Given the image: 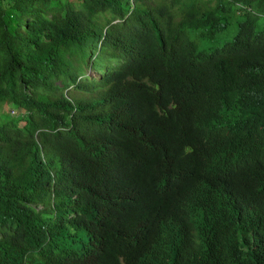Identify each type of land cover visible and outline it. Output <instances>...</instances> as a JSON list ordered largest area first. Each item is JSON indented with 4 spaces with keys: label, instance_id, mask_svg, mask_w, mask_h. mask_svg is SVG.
Returning <instances> with one entry per match:
<instances>
[{
    "label": "trees",
    "instance_id": "1",
    "mask_svg": "<svg viewBox=\"0 0 264 264\" xmlns=\"http://www.w3.org/2000/svg\"><path fill=\"white\" fill-rule=\"evenodd\" d=\"M0 264H264V0H0Z\"/></svg>",
    "mask_w": 264,
    "mask_h": 264
},
{
    "label": "clouds",
    "instance_id": "2",
    "mask_svg": "<svg viewBox=\"0 0 264 264\" xmlns=\"http://www.w3.org/2000/svg\"><path fill=\"white\" fill-rule=\"evenodd\" d=\"M249 159L254 160L253 156H250L249 154L242 153L237 156L238 162H247ZM148 194L154 195L152 190H149ZM169 205L179 212H184L191 216L189 233L190 238L195 237L198 231V226L202 223L199 218V206L195 201V194L190 190H183L170 201Z\"/></svg>",
    "mask_w": 264,
    "mask_h": 264
},
{
    "label": "rangeland",
    "instance_id": "3",
    "mask_svg": "<svg viewBox=\"0 0 264 264\" xmlns=\"http://www.w3.org/2000/svg\"><path fill=\"white\" fill-rule=\"evenodd\" d=\"M189 36H190V32H189ZM192 37H194L193 35H192ZM230 37V32L228 31V32H220V33H217V35H216V38L214 39V40H212V41H204V42H199V41H197V40H195L196 42H197V46L198 47H206V48H209V47H211L213 44H217V43H219V42H221V41H223L224 39H227V38H229ZM90 67H87L86 69H85V72L87 71V73H89V71H91V72H93V73H95L96 71H98V70H96L95 71V68H92V69H89ZM5 108V107H4ZM11 112V111H10ZM12 113V112H11Z\"/></svg>",
    "mask_w": 264,
    "mask_h": 264
}]
</instances>
